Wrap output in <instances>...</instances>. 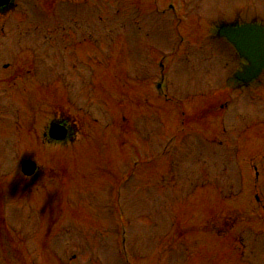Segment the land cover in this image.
<instances>
[{"label": "rangeland", "instance_id": "rangeland-1", "mask_svg": "<svg viewBox=\"0 0 264 264\" xmlns=\"http://www.w3.org/2000/svg\"><path fill=\"white\" fill-rule=\"evenodd\" d=\"M168 1L154 3L162 11ZM174 1L180 17H186L181 27H174L172 13L148 10L153 6L149 0H138V10L137 0H16L15 11L0 19L7 26L5 37H0V181L6 187L4 196L0 194V264H264V220L255 201L264 198V123L257 120L264 117V76L242 92L231 89V71L240 59L213 36L215 25H242L256 18L264 22V0ZM50 8L58 15L48 16ZM53 28L57 41L49 46L41 42V32ZM70 38H77L78 55L54 54ZM160 54L163 66L170 67L163 79L156 75ZM142 60L150 82L139 81ZM4 63L11 68L3 69ZM209 81L212 87L207 90ZM223 82L230 83L228 97L210 101ZM259 89L263 92L253 97ZM229 98L228 112L221 113V103ZM104 99L110 109L122 102L124 112L126 107L138 113L134 141L123 135V158L132 159L129 168L139 165L133 172L138 186L131 183L122 190L121 221L119 205L106 191L87 196L75 192L70 198L63 194L66 183L74 184L73 165L78 164L75 175L92 174V146L102 156L106 152L107 135L100 126L112 117ZM200 106L203 126H183V110L192 116ZM83 110L100 126L88 120L90 128L87 125L73 145L44 141L41 135L49 121L63 113L70 126L78 124ZM127 130L123 127V133ZM144 142L149 148L143 155ZM117 146L121 150L120 142ZM31 158L40 171L26 179L20 165ZM143 162L147 164L141 166ZM49 171L53 177L56 171L60 174L52 180ZM141 172L148 174V185L139 184ZM102 186L105 189L103 184L93 188L101 191ZM46 193L50 208H37ZM67 199L74 205L80 202L77 207L90 203L81 210L85 224L92 223L85 216L93 209L105 211L99 225L105 234L90 235L92 228L70 223ZM50 219L53 225L64 222L62 231H53L55 240H48L60 249L56 257L45 245L48 241L43 242ZM217 219L232 225L233 233L220 238L203 231L217 227ZM76 232L87 237L67 240Z\"/></svg>", "mask_w": 264, "mask_h": 264}, {"label": "water", "instance_id": "water-1", "mask_svg": "<svg viewBox=\"0 0 264 264\" xmlns=\"http://www.w3.org/2000/svg\"><path fill=\"white\" fill-rule=\"evenodd\" d=\"M220 36L226 38L237 50L240 57L248 65L243 67L236 77L244 83H249L258 77L264 69V29L245 25L238 29H222ZM54 130V128L52 127ZM36 167L32 163H25L23 166L24 173L32 175Z\"/></svg>", "mask_w": 264, "mask_h": 264}, {"label": "flooded vegetation", "instance_id": "flooded-vegetation-1", "mask_svg": "<svg viewBox=\"0 0 264 264\" xmlns=\"http://www.w3.org/2000/svg\"><path fill=\"white\" fill-rule=\"evenodd\" d=\"M72 132V130H70Z\"/></svg>", "mask_w": 264, "mask_h": 264}]
</instances>
